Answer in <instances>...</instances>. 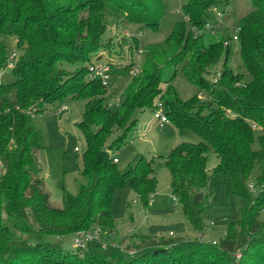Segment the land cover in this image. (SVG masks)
I'll return each mask as SVG.
<instances>
[{
	"label": "trees",
	"instance_id": "obj_1",
	"mask_svg": "<svg viewBox=\"0 0 264 264\" xmlns=\"http://www.w3.org/2000/svg\"><path fill=\"white\" fill-rule=\"evenodd\" d=\"M252 3L254 9L237 20L243 71L229 65L230 44L208 26L217 0H185L181 10L191 29L177 21L166 39L143 46L140 70L112 110L105 98L106 86L87 76V66L69 71L60 63L91 62V53L103 46L105 7L128 22L156 30L164 16L160 0H0V34L15 38L18 54L11 69L14 80L0 83V160L4 163L0 172V264H264V220L259 219L264 210V0ZM136 47L129 60L106 62L111 74H129L137 68L133 60L139 54ZM7 59L6 43L0 39V69ZM178 65L190 83L209 95V102L197 95L186 100L179 97L172 84ZM12 89L17 107L2 97ZM67 98L85 100L76 123L85 150L77 191H64L62 206L57 207L51 204L45 186L39 162L43 139L33 118L47 104ZM155 99L162 101L174 127L191 130L201 138L180 142L158 155L190 224L198 232L204 229L211 178L206 167L209 147L218 158L213 173L221 172L231 194L242 199L239 219L228 220L224 237L215 243L185 236L162 238L159 243L155 237L140 235L135 245L140 252L126 258L118 249L110 254L92 250L82 256L49 244L48 236L90 231L96 226L114 230L111 201L114 191L125 184L148 206L158 183L154 158L139 155L126 170L119 169L113 158L116 150L136 138L139 114L153 110ZM255 162L259 164L257 193L249 188Z\"/></svg>",
	"mask_w": 264,
	"mask_h": 264
},
{
	"label": "rangeland",
	"instance_id": "obj_2",
	"mask_svg": "<svg viewBox=\"0 0 264 264\" xmlns=\"http://www.w3.org/2000/svg\"><path fill=\"white\" fill-rule=\"evenodd\" d=\"M55 1L67 2L68 0ZM160 2L164 8V16L156 30L138 23L128 22L119 12L105 7L103 14L107 25L101 37L103 46L91 53V62L86 61L85 64L81 61H62L60 65L69 71H75L88 66L89 63L129 60L134 47L137 46L139 54L133 60L140 70L144 60L143 46L166 39L173 24L177 21H183L188 31L191 29L190 22L181 10L185 0H160ZM226 2L227 4H225ZM253 9L252 0H217V4L210 11L211 20L209 23L214 27V34L226 40L230 37L229 65L235 71H243L244 68L239 53V43L237 40H233L232 36L238 27L237 20ZM218 13L223 15L222 21L218 18ZM131 36H134L135 39H131ZM0 39L6 43L9 59L16 52L15 38L0 34ZM123 40L126 43L121 45L120 42ZM137 73L138 71L129 74L110 75L105 98L112 110L118 107L123 99L124 88L131 77ZM13 80L14 75L11 69L6 67L0 75V83L7 84ZM172 84L183 100L197 95L206 102L210 101L209 95L204 90L190 83L184 77L182 65L177 66V73ZM2 97L12 106H18L13 89ZM84 105L85 100L83 99L67 98L61 103L47 104L45 111L34 115L33 118L43 139L44 147L39 155V162L44 169L43 177L51 193L50 202L57 207L62 206L64 191L76 193L77 180L82 178L79 174V167L82 153L85 150V141L76 123L81 119ZM139 116L140 119L135 132L136 138L116 150L114 156L117 158V165L121 170L128 169L139 155L154 158L153 168L158 183L149 199L148 206L141 204L134 191L128 184H125L114 191L111 201L110 210L115 222L114 230H101L98 226L94 227V230L99 231L98 237L85 239L83 241L84 249L77 248L74 244L75 233L48 236L49 244L69 251H77L82 256H85L84 252L92 250L96 253L106 252L110 254L111 250L116 251L118 249L121 251L122 257L126 258L140 252V250L135 251V245L139 244L140 235L155 237V242L159 243L162 238L168 239L179 236L217 242L225 235L227 221L239 219L242 199L231 194L230 187L221 172L213 173L218 158L213 149L209 147L206 167L211 178L206 189L209 194L205 205L204 229L202 232H198L193 228L183 213L180 203L177 199L173 200L170 173L158 155L166 153L180 142H198L201 138L188 129H178L172 124L160 125L158 120L153 118L152 109H145ZM255 132L260 133V129L255 130ZM253 148H258L257 141L253 143ZM2 168L4 169V163ZM258 172L259 164L255 162L249 178V183L253 184L255 193L259 189L255 185V177ZM259 219L264 220V210L260 212ZM96 245L99 247L96 248Z\"/></svg>",
	"mask_w": 264,
	"mask_h": 264
},
{
	"label": "built area",
	"instance_id": "obj_3",
	"mask_svg": "<svg viewBox=\"0 0 264 264\" xmlns=\"http://www.w3.org/2000/svg\"><path fill=\"white\" fill-rule=\"evenodd\" d=\"M225 4H227V3H225ZM217 16L220 19V21H222L223 15L221 13H218ZM208 26H210V24H208ZM238 29H239L238 27L235 29V33L232 36L233 40H237ZM213 34H214V32H213ZM225 44H230V39L226 40ZM17 56H18L17 52H14L11 55V57L9 59H7L4 67L2 69H0V75L3 73V70L6 67H8L10 69H12L14 67ZM134 71L135 72L139 71L138 65ZM110 75H111V73L109 71V66L106 63H89L87 66V76L91 79H99L101 81L102 85H104V86L108 85V80H109ZM218 76H219V73H217L216 77L214 78V81H216ZM64 108H66V107H64ZM152 111H153V118L158 120L160 125L170 123L168 117L166 116V114L163 111V103L161 100H159V99L154 100V108ZM113 161L117 162V158L114 157ZM2 165H3V161L0 160V172L3 170V168L1 169ZM249 188L254 189L253 184L250 183ZM173 200H176V198L174 197ZM98 232L99 231L94 230V228H93V230L91 229L90 231L76 232L75 236L73 238L74 244L76 245L77 248L84 249L85 245H84L83 241L85 239H92V238L98 237V234H99ZM170 234H172V233H170ZM213 243H215V242H213ZM235 257H236V259H238L240 257V254L239 253L235 254Z\"/></svg>",
	"mask_w": 264,
	"mask_h": 264
},
{
	"label": "crops",
	"instance_id": "obj_4",
	"mask_svg": "<svg viewBox=\"0 0 264 264\" xmlns=\"http://www.w3.org/2000/svg\"><path fill=\"white\" fill-rule=\"evenodd\" d=\"M64 107H66V106H64ZM167 124H171V123H167ZM39 155H40V153H39ZM117 162H118V160H117ZM42 166V165H41ZM42 168H43V166H42ZM44 170V169H43ZM44 178V177H43ZM45 181V180H44ZM45 186H46V188H47V185H46V182H45ZM48 189V188H47Z\"/></svg>",
	"mask_w": 264,
	"mask_h": 264
}]
</instances>
